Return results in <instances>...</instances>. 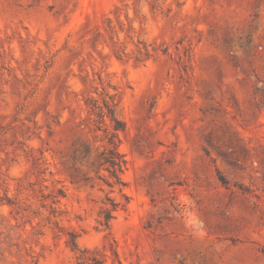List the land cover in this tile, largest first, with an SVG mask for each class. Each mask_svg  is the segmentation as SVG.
Returning <instances> with one entry per match:
<instances>
[{"label": "rangeland", "instance_id": "obj_1", "mask_svg": "<svg viewBox=\"0 0 264 264\" xmlns=\"http://www.w3.org/2000/svg\"><path fill=\"white\" fill-rule=\"evenodd\" d=\"M96 262L264 264V0H0V264Z\"/></svg>", "mask_w": 264, "mask_h": 264}, {"label": "trees", "instance_id": "obj_2", "mask_svg": "<svg viewBox=\"0 0 264 264\" xmlns=\"http://www.w3.org/2000/svg\"><path fill=\"white\" fill-rule=\"evenodd\" d=\"M112 146L101 155V159L103 161L102 165H107V170L114 176L116 177V172L117 171H122V164L121 163H125V161L123 160V162H119L118 160L122 159V155L119 152L116 144H114L113 142H111ZM117 206H114V209H116ZM103 215H104V225L105 226H109L110 221L113 219L112 216V210L109 208H106L103 211ZM74 249L77 250V245L75 243H73ZM83 251H81L82 253ZM80 258H82L80 256ZM98 262H96L95 264H97Z\"/></svg>", "mask_w": 264, "mask_h": 264}]
</instances>
